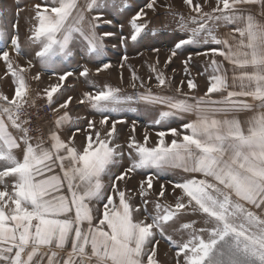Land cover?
I'll return each mask as SVG.
<instances>
[{"label": "snow or ice", "instance_id": "snow-or-ice-1", "mask_svg": "<svg viewBox=\"0 0 264 264\" xmlns=\"http://www.w3.org/2000/svg\"><path fill=\"white\" fill-rule=\"evenodd\" d=\"M182 3L195 15L174 13L170 0L135 7L129 0H35L30 9L16 0L11 23L0 4V80L8 77L14 88L11 96L0 92V264H163L160 245L172 253L171 264H264V0ZM252 5L260 6L259 17L247 10ZM26 10L29 35L22 43L19 16ZM161 10L182 33L172 38L164 68L185 46H215L182 61L180 96L153 92L175 82L159 70L158 55L147 82L126 53L120 57L131 94L88 79L116 66L106 59L107 37L119 35L123 48L149 35L158 39L149 13ZM112 12L130 14L128 35L102 29L113 24ZM221 28L228 31L218 36ZM149 51L162 49L153 43ZM74 56L95 65L94 72L81 66L89 90L76 101L92 118L74 120L67 109L75 98L61 99L76 75L66 63ZM194 56L207 61L197 72L207 80L200 96L193 94ZM42 75L50 83L33 97L29 76L39 82ZM41 98L55 116L46 138L33 129L29 112ZM141 104L161 110L142 142L132 121L126 153L118 142L117 125L125 123L119 115ZM80 120L86 125L78 126ZM66 126L74 127L67 140L60 135ZM134 175L141 179L129 189Z\"/></svg>", "mask_w": 264, "mask_h": 264}, {"label": "rangeland", "instance_id": "rangeland-1", "mask_svg": "<svg viewBox=\"0 0 264 264\" xmlns=\"http://www.w3.org/2000/svg\"><path fill=\"white\" fill-rule=\"evenodd\" d=\"M35 2V0H20L21 7H25L26 9H30L31 4ZM145 2V0H129V3L132 5V7H135L136 5H142ZM170 2L174 5L172 11L174 13H180L184 16L185 19H187L190 15H195L194 13H191L186 6L183 5L182 0H170ZM195 2V0H194ZM81 3H83V0H81ZM0 4H2L7 9V16L8 21L11 23L15 19L16 10V0H0ZM256 7V8H255ZM205 12L210 11L208 7H204L203 9ZM247 10L252 12V14L259 17V14L261 12V8L259 5H252L247 6ZM30 15V11L26 10L20 13L19 16V36L21 39V42L23 43L26 40V37L29 35L28 29L29 24L27 23V17ZM110 18L113 20L112 25H103V30L113 31L116 33H123L124 35H128L129 33V27L127 24V20L130 18V14H121L112 12L110 14ZM149 19L151 21L150 23V29L155 31L157 33L158 39H153L151 35H149L148 39L142 40L137 44H132L129 42L126 48L119 46V35L113 36V37H107L105 40L106 48H107V54L106 59L111 61L114 66L113 68L106 70L105 72H102L98 75H90L88 79L95 82L96 86L99 87L105 83L110 84L114 87L118 86L122 89V94H131L133 92V89L129 87V79H130V72L127 67L124 69H120L118 67L120 62V57L124 55L125 53L130 57L128 60V65H131L133 68L137 69V74L142 77L147 82V77L149 75V68L151 65L155 64V58L158 55L159 56V70H162L165 72L166 76L169 78L174 77V84L171 87H165L163 89H157L153 88L154 93H160V94H166L169 96H180L175 91V88L177 85H179L180 81L184 79L185 74L183 72L184 65L182 64V61L187 58L189 53H194L195 51H203L207 47H215L214 45H201L199 47L195 46H185L184 49L180 50L177 57L173 59V62L167 66V68H164V61L168 55L167 49L172 45L174 37L181 36L182 33L178 30L177 24L175 22V19L171 15H167L163 10H161L159 16H153L151 13H149ZM123 25V28L120 26ZM228 31L226 28H221L217 31V35H221L222 33ZM155 44V46L160 47L162 51L159 54H154L149 51V45ZM113 45H116V47H113ZM218 60L222 59L217 57ZM22 63V62H21ZM69 69L74 70L76 75L69 77L66 81L67 89L64 91V95L61 99L67 98V96L71 95L75 99L73 102L69 105V108L67 111L69 114L75 118L77 116L80 117H88L92 118V115L90 113V109L86 105H80L76 101L81 97L82 93L85 90H89V85L86 83L85 78L79 77V71L81 70V66L85 65L95 71V65L94 62L86 61L84 59H81L79 56H74L72 58H69V61L66 62ZM207 61L204 57H197L194 56L192 60V78L195 79L198 89L193 91V94L196 96L203 95V93L206 91L207 86V80L206 76L197 75V72H203L204 67L206 65ZM227 66V65H226ZM39 69V65L37 64L34 69L31 70L30 75H35L36 71ZM174 70V71H173ZM121 72H123V83H121L120 75ZM4 68L2 62H0V76H3ZM29 75V74H26ZM32 93L31 95L33 97L36 96L37 91L42 90L45 86H47L48 83H50L47 75H42L41 81L37 82L32 79H29ZM2 81L6 83L5 89L9 90L11 92V82H8V78L4 76L2 80H0V92L3 89L2 87ZM10 81V79H9ZM152 84H155V79L151 81ZM136 91L143 92L144 89L138 88ZM184 92H188L186 84L183 87ZM182 98V97H181ZM44 99H37L36 100V107L32 109V113L41 126H40V132H42L46 138V133L44 131V128L46 125L51 126L53 123V120L55 118L54 114L52 113V117L50 115H44V111L42 109V106L45 104ZM161 110L159 106L152 107V106H145L143 104L141 105H132L131 108L128 110H125L120 113L119 118L123 119L125 121L124 124L117 125V128L119 130L118 135V142L122 145L124 144L125 152L127 153V139L130 135L132 121H137L136 125V131L135 136L136 139L139 141H143V136L145 133V128L150 124V122L158 115V112ZM64 110H60L61 114ZM57 114V115H58ZM247 115H250L248 113ZM242 119L245 118L244 116L241 117ZM96 120H99V116H95ZM36 122L33 121L32 126L34 128ZM172 127H177L180 123L179 120L173 118V120L170 122ZM86 121L80 120L78 126H85ZM74 129L73 126H66L64 129ZM150 132V139L154 142L156 139L155 131L157 128L152 127L148 129ZM124 132H126V136L124 135ZM64 133V132H63ZM36 135V133L34 134ZM76 138L79 140V136H76ZM78 141H75L77 143ZM124 166H127V158L125 157ZM141 177L139 175H134L130 181L127 182V188L132 189L134 187H138V183ZM158 187V183L156 185ZM121 187H124L123 184H121ZM138 202V198L137 201ZM171 256V253H169L168 249L164 245L159 246V259L163 262V264H168L170 262L169 257Z\"/></svg>", "mask_w": 264, "mask_h": 264}, {"label": "crops", "instance_id": "crops-1", "mask_svg": "<svg viewBox=\"0 0 264 264\" xmlns=\"http://www.w3.org/2000/svg\"><path fill=\"white\" fill-rule=\"evenodd\" d=\"M256 8V7H255ZM8 78V77H7ZM8 82H10L9 81V78H8ZM28 83L30 84V81L28 80ZM5 85H6V83H4L3 81H2V87H3V89L1 90L4 94H7V95H9V96H11L12 94H13V92H14V88L13 87H11V92L9 91V90H6L4 87H5ZM62 110H64V109H62ZM65 111V110H64ZM62 114V113H61ZM54 127V125H53V123H52V125L51 126H49V125H46L45 126V128H44V131H45V133H46V137H47V134H48V132H49V129H51V128H53ZM72 130H74V129H72ZM64 132V133H63ZM60 135H61V137L63 138V139H65V140H67V138H68V136L69 135H71V131L69 130V129H63L61 132H60ZM124 135L126 136V132H124ZM77 136H79L80 138H79V140L75 137V141H78L77 143H76V145H80L81 144V142H82V140H83V137L80 135V134H77ZM33 143H35V141H33ZM122 145H124V144H122ZM107 179H105V183L107 184ZM158 252H159V249H158ZM170 253V252H169ZM171 255H172V253H171ZM168 264H171V261L168 263Z\"/></svg>", "mask_w": 264, "mask_h": 264}, {"label": "built area", "instance_id": "built-area-1", "mask_svg": "<svg viewBox=\"0 0 264 264\" xmlns=\"http://www.w3.org/2000/svg\"><path fill=\"white\" fill-rule=\"evenodd\" d=\"M42 106V109H43V111H44V115H50V117H52V113H51V111L47 108V106H46V103L44 104V106L43 105H41ZM33 109V108H32ZM32 109H29V112H31L32 113ZM36 118L34 117V116H32V121H34V122H36ZM40 124L38 123V122H36V124H35V126H34V130L35 129H39V131H40ZM33 127V126H32ZM36 132L34 131L33 132V135L35 134ZM37 134V133H36Z\"/></svg>", "mask_w": 264, "mask_h": 264}]
</instances>
